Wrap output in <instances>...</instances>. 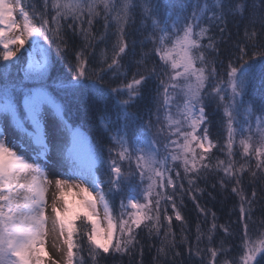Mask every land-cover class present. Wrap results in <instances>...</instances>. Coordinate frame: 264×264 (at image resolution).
<instances>
[{"label": "snow or ice", "instance_id": "1", "mask_svg": "<svg viewBox=\"0 0 264 264\" xmlns=\"http://www.w3.org/2000/svg\"><path fill=\"white\" fill-rule=\"evenodd\" d=\"M137 10L141 26L151 29L140 41L141 49L147 42L153 48L141 50L137 70L128 79L131 62L125 65L123 60L130 52L135 55L129 28L136 23ZM229 18L244 22L243 35L238 23V38L219 71L220 41ZM101 19L104 32L97 36L93 28ZM66 32L83 41L74 53L71 78L50 71L51 45L58 52L68 51ZM110 35L115 37L111 54L101 49L100 66L91 68L90 50ZM262 36L264 0H42L39 7L35 0H0V264H61L45 247L50 234L61 242L53 247L62 253V264H104L108 258L137 255L136 264H142L141 230L161 241L154 260L182 258L171 230L173 217L161 206L170 205L175 220L183 223L177 193L186 191V181L192 196L201 173L213 171L223 173L222 188L225 181L234 182L231 191L240 202L239 253L231 257L230 243L215 242L218 229L225 237L233 233L217 225L212 213L207 232L197 225L195 245L181 237L189 260L264 264V218L254 219L258 205L264 212V197L258 199L255 186L249 196L243 183L245 173L252 182L264 181ZM153 53L160 71L155 64L148 66ZM14 65L16 76L11 74ZM153 79L158 81L156 107L155 112L149 109L145 121L128 109L152 90ZM85 92L117 98L116 121L102 116L98 124L110 141L107 156L105 147L91 144L70 115L72 101ZM213 103L222 115L223 145L210 138L206 108ZM52 147L63 170L54 180L49 215L53 180L45 164ZM216 148L226 159H216L213 166ZM101 170L103 179L97 175ZM116 196L121 198L119 212ZM197 208L207 216L199 204Z\"/></svg>", "mask_w": 264, "mask_h": 264}, {"label": "trees", "instance_id": "2", "mask_svg": "<svg viewBox=\"0 0 264 264\" xmlns=\"http://www.w3.org/2000/svg\"><path fill=\"white\" fill-rule=\"evenodd\" d=\"M29 4L33 3V0H27ZM35 3L39 7L42 5V0H35ZM30 10V9H29ZM136 23L132 24L129 28V32L132 33L129 36V41H136L135 47V55H132L131 52L128 56L124 57L123 63L128 65L131 62L130 70L127 73V78L131 79L133 72L137 70V66L135 61L139 59V54L141 50L144 52H148L153 48V45L150 42L144 44L143 49H141L140 41L144 39L145 36L151 31L150 27H142L141 26V18L139 16V10H137V15L135 17ZM239 23V33L240 36L243 35V27L244 22H239L236 20H232L229 18L226 31L224 33V38L220 41V52L221 55L217 57V68L219 71H223L220 67V62L223 61V64L227 65L226 54L227 50L230 49L233 45V42L238 38L237 37V24ZM150 25V21L148 22ZM257 28H259V24H257ZM140 29V31H136ZM114 30V29H113ZM93 32L95 35L99 36L104 32V21L99 20L93 28ZM213 33L220 37V33L218 29H213ZM229 33H231V40H228ZM66 36L68 38V51L67 52H58L56 44L53 43L50 49V63L51 68L50 71L52 75H56L59 72L61 75H67L71 78L73 72V64L75 62L74 53L77 48L83 46V41L79 36L73 37L70 32H66ZM264 39V36L261 37ZM115 40L114 36H109L106 42H97L94 49L90 50L94 52V55L90 57L91 68L99 67V58L101 49H110L112 46V42ZM227 41V43L225 42ZM206 43V41H205ZM22 64L26 63V56L24 60L21 61ZM153 64L157 67V70L160 71V61L159 58L156 57L153 53L151 58L148 60V66L152 67ZM12 76H16L18 74V67L13 66L11 69ZM19 73V75H21ZM112 73H108V76L105 78L106 80L110 78ZM119 81H115L113 83H118ZM158 83L156 79L152 81V90L146 91L145 94L138 99L135 104L128 109L129 112H138L142 115L143 119L147 121L149 119V109L155 112V103L153 98L155 97V85ZM257 89L259 88V79L256 82ZM206 112L208 114V127L210 130V138L214 141L219 140V143L223 145L224 143V132L221 128V119L222 115L217 111L216 105L210 104L206 108ZM120 113V108L117 103V98L111 97L107 99H100L98 97L90 96L88 93L79 94L78 98L73 100L71 103V112L70 115L74 120L77 126H80L81 129L85 130L87 134L92 138L94 144L96 146L103 145L105 147V156H107V147L110 145V141L107 139V136L103 131L98 127L100 117H106L111 121H116L117 115ZM162 115V113H161ZM153 123L155 124V117H153ZM237 151V160H239V148ZM216 159H226L224 153L220 150V148L213 149L211 153V163L213 166L215 165ZM253 161V165H254ZM127 167V165H125ZM97 175L104 178L103 171H98ZM174 175V173H173ZM223 177V173H217L215 171L204 174L201 173V179H199L196 185L192 188V196H195V200L190 196L187 192L188 184L184 181L185 192L177 193L176 204L181 211L182 216L184 217V222L176 221L174 214L172 213V209L170 205H163L167 207L168 214L173 217L172 220V232L175 233V238L177 244L181 246L176 250L183 254L182 258H178L176 260H169L166 258H160L154 260L153 258L157 256V248L160 246L161 241L157 239L155 236L149 238L146 230H141L139 239L141 241V245L143 246V260L142 264H199V261L196 259L189 260L186 247L181 244V237L186 236L188 238L187 242L195 245L196 237H197V225L200 226L201 230L207 232L208 227L212 222V213H215V222L217 225H226L230 228L233 233V237H225V234L222 230H217L215 242H220L222 240H226L228 243L232 245V251L229 253V256L234 257L239 253V248L237 245L240 242V225L238 223L239 217V198L236 194L232 193L231 189L234 182H227L226 187H221L220 179ZM243 183L246 189V192L249 196H251L253 187H257L258 190V199L264 197V181H256L252 182L248 173L244 174ZM107 189V186H105ZM199 189V190H197ZM107 191V190H106ZM171 192V189H169ZM121 199V198H120ZM197 204L200 205L201 208L205 209L208 213L207 216L203 215L197 208ZM114 207L117 212H119V205L116 201V197L114 200ZM260 205L257 206V211L254 215V219L259 220L264 218V212L260 210ZM165 230L167 227L166 222ZM79 224V223H78ZM161 236H163V231L161 232ZM186 242V243H187ZM206 241L202 243L200 246L205 247ZM139 252V248L137 249V253ZM85 257H87V252L84 253ZM136 259H138V255L136 257L130 258L128 256L116 257L115 259L108 258L104 261V264H136ZM223 259V257H220Z\"/></svg>", "mask_w": 264, "mask_h": 264}, {"label": "bare ground", "instance_id": "3", "mask_svg": "<svg viewBox=\"0 0 264 264\" xmlns=\"http://www.w3.org/2000/svg\"><path fill=\"white\" fill-rule=\"evenodd\" d=\"M13 2H14V0H13ZM14 15L16 16V19H17V22L18 23L22 22L21 17L19 16V12L18 11L15 12ZM3 27H6V26H3ZM52 153H53V156H54L55 159H52L51 158L49 161H46V164H47L46 165V168H47V166H49L51 168H58L59 169V173H61V171L63 170V168H62V162H61L60 156H59V154L57 152V149L55 147H53V152ZM75 190L76 189H73L74 192H75ZM53 195H54L53 190H52V188H50V191L48 193L49 205H51V201L53 199ZM59 203L60 202H58V204ZM49 215H51V214H49ZM51 237L52 238H50V237L47 238L45 247L49 251V254L51 256H53L54 258L60 260L61 261V264H62V253H57L56 250H55V248L53 247V244L54 243L59 244L61 242L58 240V238L56 236L51 235ZM49 264H50V262H49Z\"/></svg>", "mask_w": 264, "mask_h": 264}, {"label": "rangeland", "instance_id": "4", "mask_svg": "<svg viewBox=\"0 0 264 264\" xmlns=\"http://www.w3.org/2000/svg\"><path fill=\"white\" fill-rule=\"evenodd\" d=\"M26 47H27V45H26ZM21 76H22V74H21ZM8 139H12V135L11 134H8ZM92 139V138H91ZM88 140H89V142L92 144L93 143V141H91L90 140V138L88 137ZM53 147H52V149H51V151L49 152V155H48V158H47V161H49L51 158L52 159H55L54 158V156H53ZM46 165L47 164H45V167H46ZM47 171L49 172V178L50 179H52L53 180V185H52V190H53V193L55 192V189H54V180H55V178H56V175L57 174H59V169L58 168H51V167H49V166H47ZM105 190H107V189H105ZM77 190H75V192H76ZM79 197H75V199H78ZM116 201L118 202V205H119V203H120V196H116ZM48 214H51V205H49V208H48ZM77 223H79V222H77ZM49 228H51V222L49 223ZM51 235L52 234H50L49 235V237L50 238H52L51 237ZM48 237V238H49Z\"/></svg>", "mask_w": 264, "mask_h": 264}]
</instances>
